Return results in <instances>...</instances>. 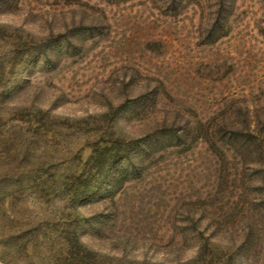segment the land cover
<instances>
[{
  "label": "rangeland",
  "instance_id": "obj_1",
  "mask_svg": "<svg viewBox=\"0 0 264 264\" xmlns=\"http://www.w3.org/2000/svg\"><path fill=\"white\" fill-rule=\"evenodd\" d=\"M57 36L51 65L0 82V92L16 87L0 98V264H54L72 218L85 219L87 249L154 264L190 261L209 224L222 242V224L245 227V187L264 188V168L222 162L197 136L199 124L243 113L264 122V0H0V65L18 39ZM38 109L49 116L31 117ZM164 123L196 131L166 140ZM115 138L152 150L112 197L71 204L68 177ZM250 261L264 264V238Z\"/></svg>",
  "mask_w": 264,
  "mask_h": 264
},
{
  "label": "trees",
  "instance_id": "obj_2",
  "mask_svg": "<svg viewBox=\"0 0 264 264\" xmlns=\"http://www.w3.org/2000/svg\"><path fill=\"white\" fill-rule=\"evenodd\" d=\"M218 24L219 20L215 19L210 27L209 35L215 33ZM57 37L35 41L31 39L30 42L32 43L28 40L23 41L22 38L18 39L6 65H0V82L4 81V75L9 74L12 75L13 83L16 82L23 73L29 71L31 64H34L35 68L40 65H51L48 53L59 51L62 47V42L59 40V36ZM219 37L221 38V36ZM220 38L211 40L209 44H214ZM68 44L70 45V43ZM15 89L16 87H13L8 88V91H1L0 98L7 97ZM37 115L49 116V113L38 109L36 113L32 112L31 117H37ZM226 119L221 121L215 119L217 121H213L207 127L199 124L201 135L197 136V139L206 144L207 150L221 159L222 162H227L228 156L231 159H233V156H239L251 160L248 165H254L255 171L258 173V170L261 171L264 168V145L262 144L264 122H260L259 118H257V123L254 120L249 121L245 113L242 114L240 122H233L234 120H232L229 122L230 124H227L223 122ZM186 125V130L183 129V132L178 133L173 124L168 126L164 123L165 128L169 127L167 130H163L167 133L162 137L160 135L158 137L166 140L171 138L176 141H179L184 135L187 138L191 137L196 129H189L190 126ZM116 143L118 146L114 148L113 145ZM119 143L123 146L121 152H118ZM152 143V140H145L144 142V140L139 139L124 143L119 138H115L112 147L107 148V150H100L98 146L94 147L88 159L83 163V169L78 174L75 173L68 177L63 186V195L67 201L75 205L86 202L92 196H98L99 198L112 197L116 189L133 179L138 164L143 163L152 150ZM253 156L254 158H252ZM224 166L226 167L227 164ZM261 183L259 179L252 180L245 187V193L252 192L249 201L246 200L243 208H241V217L246 226H238L239 222L234 225L230 224L229 227L222 224L220 229L226 230L227 228L229 232V235L227 234L229 239L223 236L226 241L222 242L216 240V234L212 232L213 228L211 226L213 225L209 224L208 228H210L211 233L204 236L200 232L198 235L200 246H198L194 258L184 264H239V260L242 258L248 264L251 262L250 255L254 253L258 246L262 245L264 238V234L261 233V231H264V226L258 228L255 224V222L264 220V188ZM225 184H227V179ZM237 215L234 213L230 216L235 219ZM84 221L83 218H72L70 224L65 220L64 224L61 225L59 240L64 245L63 250L56 252L53 256L54 264H154L152 262H130L113 255H104L87 249L79 239L82 222ZM215 230L223 235L221 230L216 227Z\"/></svg>",
  "mask_w": 264,
  "mask_h": 264
}]
</instances>
